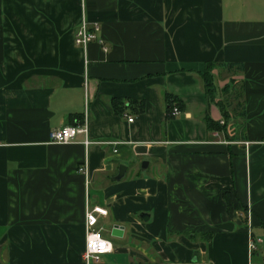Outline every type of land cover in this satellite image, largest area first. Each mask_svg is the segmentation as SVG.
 Segmentation results:
<instances>
[{
  "label": "crops",
  "instance_id": "obj_1",
  "mask_svg": "<svg viewBox=\"0 0 264 264\" xmlns=\"http://www.w3.org/2000/svg\"><path fill=\"white\" fill-rule=\"evenodd\" d=\"M83 20L107 52L75 45ZM208 62L242 66L214 73L245 120L208 107ZM85 119L90 146L49 142ZM87 200L113 246L95 264H264V0H0V264H84Z\"/></svg>",
  "mask_w": 264,
  "mask_h": 264
},
{
  "label": "built area",
  "instance_id": "obj_2",
  "mask_svg": "<svg viewBox=\"0 0 264 264\" xmlns=\"http://www.w3.org/2000/svg\"><path fill=\"white\" fill-rule=\"evenodd\" d=\"M101 27L95 23L92 27L88 22L83 20L75 35V45L81 48L84 52L87 51L90 44L97 42L102 46L104 52H107L105 41L100 36ZM180 114V110L174 107L172 110V116L176 117ZM129 122H133V119H129ZM222 124H224L222 122ZM79 135L86 136L85 146L88 147L92 143L88 140V126L87 120L83 123L67 126L60 129L52 130L49 134V142L52 144L66 145L73 142ZM117 146V144H115ZM248 145V144H246ZM114 153H117L115 148ZM80 174L88 177L87 164L81 166L78 170ZM108 210L101 206H91L87 200L86 214H85V229H86V246L83 253L84 264H95L101 261L102 257L113 251L111 241H109L103 233L97 229L99 218L106 217ZM263 238L251 237L249 247L251 251H255L258 246L263 245Z\"/></svg>",
  "mask_w": 264,
  "mask_h": 264
},
{
  "label": "trees",
  "instance_id": "obj_3",
  "mask_svg": "<svg viewBox=\"0 0 264 264\" xmlns=\"http://www.w3.org/2000/svg\"><path fill=\"white\" fill-rule=\"evenodd\" d=\"M216 71H226L232 76H235L242 72V66L240 64L234 63H217V62H208L205 65V70L202 72H198L199 76L203 82V88L205 92V96L208 101V107L211 105H216L223 118L226 120L230 119V115L235 117H240L241 119L245 120V106H244V83L243 81H238L235 79H230L224 87L218 88V76L214 73ZM219 93L220 98L218 100ZM166 99L170 102L167 107L168 118L172 119V110L174 107H177L180 111L184 109V104L179 98H174V96L167 94ZM173 102V103H172ZM174 102L176 104L174 105ZM235 103V104H234ZM113 108L116 112L121 113L123 111V106L121 105L120 101L117 99H113L112 101ZM140 111L143 112L144 110V102H140ZM206 124L209 129L216 127V128H226V122L224 125L220 123H214L209 117H206ZM241 129L244 128V124L239 125ZM223 197L227 201V210L229 215L233 216V201L236 197V194L232 190L224 191Z\"/></svg>",
  "mask_w": 264,
  "mask_h": 264
},
{
  "label": "water",
  "instance_id": "obj_4",
  "mask_svg": "<svg viewBox=\"0 0 264 264\" xmlns=\"http://www.w3.org/2000/svg\"><path fill=\"white\" fill-rule=\"evenodd\" d=\"M147 166H148V162H143L142 169L145 170L147 168ZM126 171H127V167L124 165H121L119 167L118 175L116 176L115 179L118 181L122 180L126 175ZM216 228L220 229V230H225V231H232L234 228V225L232 223H225V224H221V225L216 226ZM120 231H122V228H120L119 226H115L112 229V236H117Z\"/></svg>",
  "mask_w": 264,
  "mask_h": 264
},
{
  "label": "rangeland",
  "instance_id": "obj_5",
  "mask_svg": "<svg viewBox=\"0 0 264 264\" xmlns=\"http://www.w3.org/2000/svg\"><path fill=\"white\" fill-rule=\"evenodd\" d=\"M235 104V103H234Z\"/></svg>",
  "mask_w": 264,
  "mask_h": 264
}]
</instances>
